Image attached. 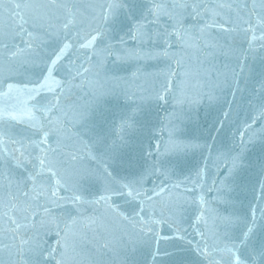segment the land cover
I'll list each match as a JSON object with an SVG mask.
<instances>
[{"label": "water", "instance_id": "1", "mask_svg": "<svg viewBox=\"0 0 264 264\" xmlns=\"http://www.w3.org/2000/svg\"><path fill=\"white\" fill-rule=\"evenodd\" d=\"M262 37L264 0H0V264H264Z\"/></svg>", "mask_w": 264, "mask_h": 264}, {"label": "snow or ice", "instance_id": "2", "mask_svg": "<svg viewBox=\"0 0 264 264\" xmlns=\"http://www.w3.org/2000/svg\"><path fill=\"white\" fill-rule=\"evenodd\" d=\"M19 7V5H17ZM159 5L157 6V9H159ZM105 19L110 20L114 16V13L112 11L111 6L107 9H105ZM264 38V37H262ZM96 40L95 36H91L89 41L83 45V47H90V45ZM67 45L65 46V48ZM64 49L60 50V54L56 56L55 59L52 60V68L54 69L56 64L63 58ZM55 107V106H53ZM125 127H131V125H125ZM44 141H41L43 143ZM94 147L98 150L104 153L106 156H108L109 159H116L118 156V152L115 148V146L107 145L105 143V138L103 136L97 135L94 139ZM23 156V153H21ZM95 158V157H93ZM41 166H44L46 163L45 158H39ZM48 171L52 173L53 176L56 177L55 185L45 187L43 183L39 186H37L35 183L33 184V187L31 189V192L25 191L23 193L24 197H26L28 200H36L37 198H45L46 200L55 202L56 199H58V192L57 188H63L66 184H68V181H64L62 184L61 181L63 177H61L60 172L58 169H56L55 162L48 161ZM126 163L131 165L133 161L131 158H129ZM54 169H56L54 171ZM104 172L106 175H110L108 173L107 168L104 169ZM27 179H35L33 176H29L25 179V183L27 182ZM71 184L68 186V191L71 193L70 196L67 197V199L71 202L72 209L68 212L69 217L71 218L73 210L78 211V208L80 205L85 203L86 196L91 189L93 182L99 179L96 172L91 169H73L72 175L70 177ZM124 187H130L129 185H125ZM105 191L107 192L108 189L106 188ZM119 191L118 189H112V192ZM34 194V195H33ZM129 196H132V191H129L127 193ZM101 199H105V197H101ZM97 203L99 201H96ZM42 207H45V211H47V207L45 205H41ZM12 223L16 224V227L19 228L21 225L16 221L13 220ZM252 229L249 228L247 232L242 234V237L240 239V245H246L247 240L251 234ZM231 254L229 257L228 264H245V262L234 252H232L231 249L228 250Z\"/></svg>", "mask_w": 264, "mask_h": 264}]
</instances>
